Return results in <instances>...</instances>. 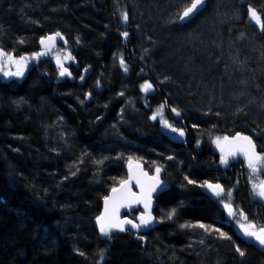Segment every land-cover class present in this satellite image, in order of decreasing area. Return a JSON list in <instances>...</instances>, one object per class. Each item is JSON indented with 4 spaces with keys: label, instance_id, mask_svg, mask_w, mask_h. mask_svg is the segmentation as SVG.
<instances>
[{
    "label": "trees",
    "instance_id": "trees-1",
    "mask_svg": "<svg viewBox=\"0 0 264 264\" xmlns=\"http://www.w3.org/2000/svg\"><path fill=\"white\" fill-rule=\"evenodd\" d=\"M191 1L0 0L2 49L32 54L41 36L59 32L75 60L61 81L52 64L42 63L21 81L0 80V264H257L264 257L251 245L241 256L208 238L218 229L234 240L216 221L221 211L196 188L207 175L200 171L211 157V135L247 132L264 152V0H207L182 21ZM137 69L144 72L139 80ZM144 77L162 98L179 100L183 122L171 102L143 94ZM130 96L139 100L125 114ZM143 98L164 106L186 144L162 135ZM108 125L120 127L121 139ZM105 132L110 136L101 137ZM197 135L204 139L197 142ZM197 144L200 153L193 151ZM166 149L176 150L178 162L167 161ZM134 160L160 166L169 185L155 201L157 226L141 236L99 234L94 219L103 199Z\"/></svg>",
    "mask_w": 264,
    "mask_h": 264
},
{
    "label": "snow or ice",
    "instance_id": "snow-or-ice-1",
    "mask_svg": "<svg viewBox=\"0 0 264 264\" xmlns=\"http://www.w3.org/2000/svg\"><path fill=\"white\" fill-rule=\"evenodd\" d=\"M202 3V0H194V2L191 4L190 7H188L187 9L184 10L183 14H182V18L188 17L190 15V13H192L195 9L198 8V6ZM249 17L256 21L257 23H261V17L257 14V11L253 8H249ZM122 20L126 23L128 21V14L125 12L122 14ZM264 26V25H262ZM122 35L127 38L128 37V32H124L122 33ZM57 38L63 40V36L61 35V33L57 32L53 35H49L46 37H41L39 43L44 46L45 48H47L48 50H51L52 47H55V42L57 40ZM21 43H23V41H20ZM65 43H67V41H64ZM42 55H45L44 52H39L34 54L33 59L38 58ZM0 57H6L7 58V62L9 64H15L17 71L15 72H5L4 75L6 76H22L23 75V71H22V67H21V61H25L26 57L24 56H20L19 59H15V57L13 55H9L3 51H0ZM74 59V57H72L71 53H67V55H65L63 57V60H72ZM56 62H57V66L59 68V76L60 77H64V76H71V72L69 71V69L67 67L64 66L63 61L61 60V58L59 56L56 57ZM120 65L121 67L127 71V65L123 59V57L120 58ZM87 71V70H85ZM81 80H83V76L80 77ZM99 84V82H98ZM153 89V85L150 82H145L144 84L141 85V90L144 91L145 93L151 91ZM121 95H123V93H121ZM90 96V94H89ZM89 97H86V99ZM81 103H83V101H81ZM164 106L161 105V107L159 109H157V112L155 114H153L151 116L152 120H157L158 115H160V113H162ZM172 112L176 113L177 116L180 115V112L176 109V108H172L171 109ZM161 123L163 124L164 127L166 128H171L173 132H178L180 136L184 135V131L182 129H177L172 127L171 124L168 123V121L166 119L161 118ZM219 139L217 138V144L219 146ZM228 138L225 137L224 140H227ZM234 140H243L246 141L247 143L242 145L240 147V151H242L248 161V167L250 169L253 170V172H257L259 171L258 167H257V162L258 161H264V156H261L259 154H257V152L255 151V145L252 142L250 137L247 136H240L239 134H237V137L233 138ZM221 151L223 152V149H221ZM228 155H235L234 151H229ZM169 159H172V157H169ZM103 161H97L96 163H102ZM221 164L227 165L229 163L227 156L222 155L221 156V160H220ZM261 167H264V164L261 165ZM161 171V167L157 166L156 167V176L151 177L150 179L154 180L155 183L152 184L147 192V200L146 201H141L140 199H137L135 202L136 203H144V207H145V213L147 214V219L145 218V215L142 214L140 217H138L139 219V223H134L133 220L130 219H126V220H112L111 218H106L105 216H100L97 218V222L100 225V232L102 235L104 236H110V232L112 229H118L119 231H126L124 225H131L132 228L135 229H140L141 227H147L148 225H150L152 223V221L155 219L154 217L151 216L150 212L148 211L149 207H150V203H151V195L153 192H156L157 189L159 188L161 191H163V186L161 185L158 177H159V173ZM76 173L73 172L72 175H75ZM144 176H147V173H143ZM131 178V177H130ZM185 179H187V177H185ZM189 184L194 183V181L192 180H188ZM121 184L126 185L127 181H121ZM137 184L141 186V188H143V185L140 184V180L137 178ZM201 187H206L208 190H210L213 194V196L218 197V198H222L228 201V203L224 204V208L227 209L229 211V215H237V212L235 209L232 208L231 205V196L232 193L231 191H227L225 192V189L220 185V184H209L207 182H205L204 185H201ZM259 187V191L257 192V186L254 185L253 186V191L256 195H258L261 199H264V181L261 182V184L258 186ZM119 190L117 188H113L112 192L113 193H117ZM132 196H136L135 193H131ZM127 196L122 194L121 199H126ZM113 199V197H105V204H106V212H107V205L109 200ZM176 214V210L172 209L168 215H167V219H172V217ZM240 216H243V212L239 213ZM245 219H247L245 217ZM189 225H182L181 227H188ZM200 228H203L206 232H209L210 229L203 225L200 224L199 225ZM214 231L219 233V236L221 238H227L226 235L222 232H219L218 229H215ZM244 234L248 237H253L254 240L256 242L259 243V245L264 246V227H261L259 229V231H249L247 229H245ZM141 239H143V237H141ZM203 242V241H201ZM237 252H239V254L241 256L244 255V252L240 249L237 248L236 249ZM80 255H83V253H80Z\"/></svg>",
    "mask_w": 264,
    "mask_h": 264
},
{
    "label": "bare ground",
    "instance_id": "bare-ground-1",
    "mask_svg": "<svg viewBox=\"0 0 264 264\" xmlns=\"http://www.w3.org/2000/svg\"><path fill=\"white\" fill-rule=\"evenodd\" d=\"M193 1L194 0H192L191 1V3L187 6V7H185L184 8V10L185 9H187L188 7H190L191 6V4L193 3ZM206 3H207V0H206ZM206 5V4H205ZM180 7H181V5H180ZM184 10L182 11V13H181V15L183 14V12H184ZM182 17V16H181ZM193 18V17H192ZM63 36V35H62ZM41 37H46V35H44V36H41ZM40 37V38H41ZM64 38V37H63ZM61 40V39H60ZM39 41L40 40H38V42H37V47L39 48V49H41L42 50V48H44V47H42L41 45H40V43H39ZM59 41V40H58ZM61 41H64V39L63 40H61ZM81 44V43H80ZM35 50V49H34ZM38 59V58H37ZM43 64V65H45V64H47V63H43V61L42 62H40V64ZM11 68H15V67H11ZM67 68L69 69V71L70 72H72L71 71V66H69V65H67ZM16 69V68H15ZM55 71H56V69H55ZM57 72V71H56ZM67 76V75H66ZM67 77H69V76H67ZM81 77V76H80ZM80 77L78 78V83H80V84H84V80H85V76H83V80H81L80 79ZM61 78V77H60ZM150 82L152 85H153V89L151 90V91H149V92H147V93H145L144 91H143V94L144 95H155V97H154V99L155 100H159V101H161L162 103L163 102H167V101H169V103L172 105L171 106V108H176L178 105L180 106V104H179V100L178 99H176V98H174V97H170V98H168L169 97V95H168V97L167 98H165V97H163L162 98V94L161 93H159V89H157V87L155 86V84H154V82H152V80L151 79H148V78H146V77H144V83L145 82ZM155 93V94H154ZM88 94H90V93H88ZM91 98H93V96H90ZM143 102H145V106H147V107H149V110L152 108V110H151V112H153V114H155L156 112H157V109H159L160 107H161V104L160 103H157V104H155V106H152L151 107V105H149L148 104V100H143ZM166 114L164 113V112H162V113H160V115H158V120H160V122H161V118H163V119H166L167 121H168V123H170V119L169 118H166V116H165ZM148 118H150V116H148ZM180 118H181V120H182V122H183V117L181 116V113H180ZM175 121V120H174ZM130 122V121H129ZM162 125V124H161ZM120 130V127H118V125H115V128H114V130H115V132L117 133L118 131L117 130ZM162 131V130H161ZM106 132H108V131H106ZM103 133V134H100V136L101 137H109L110 136V134H108V133ZM163 132V131H162ZM237 134H239V135H246L247 134V132L246 133H240V132H237V133H235V135H233L232 137H228L227 135H224V136H218V135H216V134H213V135H211L210 137V140H209V144H211V147L213 146V141H215V140H217V138H222L223 137V139H222V144L218 147L219 148V150L221 151V149H223V154L225 155H228V153H229V151L228 150H231L232 149V151H234L235 152V155H231V156H233V157H236V155L238 156H243L244 158H246L245 157V155L243 154V152H241V154H239L240 153V147L242 146V145H244V143H242V142H234L233 140H231V139H229V138H234ZM162 135H164L165 137H167V135H172L173 136V138L174 139H170L172 142H175V143H178L179 142V138H181L182 140H184L185 142H188V139L183 135V136H180L179 134H174V133H170V132H167V133H164L163 132V134ZM225 137H227L228 138V141L227 140H224V138ZM197 138H199L198 140H197V142L198 141H201V140H203L204 138H201L200 139V137L197 135ZM219 139V141H221ZM255 142V141H254ZM255 145L257 146V144H256V142H255ZM238 149H237V148ZM235 148H236V150H235ZM168 152L165 154V155H171V157L174 159V158H176V155H175V153L173 152V151H176V150H172L171 152L169 151V149H166ZM165 150V151H166ZM186 151V153H189L190 154V152H189V150L188 149H186L185 150ZM193 151L194 152H197V150H195V149H193ZM212 152H217L215 149H214V146H213V151ZM212 152H210L211 153V157H208V158H206L207 159V161H205V162H207L206 163V168L205 167H203V171H200V173L201 174H205V172H207V175H203V176H199L198 178V182H197V184H196V188L200 191V193L203 195V196H205L206 197V192H205V189L204 188H206V187H201V185H204L205 184V182H207V183H209V184H220V183H218V182H215V180L213 181V179H212V176L214 175V169H211L212 167H214L213 165H214V163H215V161L213 162V155H212ZM222 152V151H221ZM257 153L260 155V153L258 152V150H257ZM129 154H130V152H129ZM185 155V154H184ZM131 156V155H130ZM180 156H181V154H180ZM228 156H230V155H228ZM168 157H170V156H168ZM182 157V156H181ZM170 161V159H167V161ZM247 160V159H246ZM135 163H139V164H141L142 166H143V169H145V171H146V169H148L149 170V174H156V164H148V166H144V164L141 162V161H139V160H134V161H132V162H130V163H128L127 164V168L130 166V165H132V164H135ZM220 163V158L216 161V164H219ZM163 164H165V165H167V162H164ZM216 169H218V167H215ZM262 168H264V167H262ZM208 169V170H207ZM243 169H245V168H243ZM152 170H154V171H152ZM252 171V169H250V170H240V169H237V171L235 172V178H234V180H233V185H235L236 187L238 186V187H240V188H236V190H233V192L231 191V193H232V196H231V201L232 202H234L235 204H236V206L237 207H239V209H241V210H243V211H245V212H247L248 210L247 209H249L250 208V204H251V202H252V199H254V196L255 197H257L258 195H256L255 193H254V191H253V186L254 185H256L257 186V189H256V191L258 192L259 191V187H258V185L257 184H255V182H254V179L255 178H252V180L250 179V177H252V176H250V174H249V172H251ZM261 172H263L262 174H259L260 173V169H259V171H258V173H257V176L258 177H264V170H262ZM208 173H211L210 175L208 174ZM198 174V173H197ZM126 177H127V175L124 177V180L123 181H125L126 180ZM192 178H194V177H192ZM191 178V179H192ZM158 179H159V177H158ZM202 181V182H201ZM228 181H230V179L228 180ZM252 182V183H251ZM221 185V184H220ZM222 186V185H221ZM115 187V186H114ZM113 187V188H114ZM113 188H111L110 190H112ZM243 189V190H242ZM247 189V190H246ZM170 190V189H169ZM254 193V194H253ZM208 195V194H207ZM259 197V196H258ZM207 198V197H206ZM252 198V199H251ZM152 205L154 206V205H156V203H155V200L153 199V201H152ZM151 205V206H152ZM155 211V210H154ZM153 211V212H154ZM240 212V211H239ZM154 214V213H153ZM223 217H224V214L223 213H220V214H218V220L219 221H226V220H224L223 219ZM203 225H205L206 226V224L205 223H202ZM194 225H196L195 223H194ZM199 225L200 224H198V225H196V226H198L199 227ZM194 227V226H193ZM225 227V230H226V233L227 234H231L232 236H233V238H234V240L232 241L231 239H227V238H221L220 236H219V233L218 232H215L214 230L213 231H210L209 233H207L208 234V238H210V239H215V240H217V239H219L220 241H221V245H225V246H232V249L234 250V252L235 253H237V254H239V252H237L236 251V249L237 248H240L243 252L245 251V247L246 246H248L249 244H246L245 243V241H243V239L241 238V236H238V234L237 233H235V231L233 230V228L230 226V225H226V226H224ZM195 228V227H194ZM194 228H192V229H194ZM203 230V231H202ZM201 232L204 234V232H205V230L203 229V228H201ZM145 232H141V231H138V232H134V234H136V236H141L142 234H144ZM223 233V232H222ZM242 241V244H244V245H241V244H239V241ZM250 246V245H249ZM251 246H253L252 244H251ZM257 251H259L260 253H263V251H261L260 249H258L257 247H255V246H253ZM193 249H194V247H193ZM183 250H185V249H183ZM257 264H264V257H262L261 259H259L258 260V262H257Z\"/></svg>",
    "mask_w": 264,
    "mask_h": 264
},
{
    "label": "flooded vegetation",
    "instance_id": "flooded-vegetation-1",
    "mask_svg": "<svg viewBox=\"0 0 264 264\" xmlns=\"http://www.w3.org/2000/svg\"><path fill=\"white\" fill-rule=\"evenodd\" d=\"M7 53V52H6ZM10 54V53H7ZM19 55H15L16 59L19 58L17 57ZM29 57V55H28ZM26 56V60L30 61V59ZM2 61H7L6 57H1L0 59V63H3ZM71 61V60H70ZM177 125V124H176ZM222 139L223 137L220 139L221 141H219V146L222 144ZM254 139V138H253ZM255 141V139H254ZM257 143V142H256ZM179 144H186V142L184 143H179ZM178 144V145H179ZM213 146L215 150H218V152H212L213 151V146L209 148V152H212L213 155V162L214 163V167H212L211 169H214V175L212 176L213 181L215 180V182H218L222 185V187L225 189V192L227 191H232L236 190L235 185H233V180H234V174L237 171V169L240 170H250V168L248 167V161L246 160V158H244L243 156H237L233 157V156H228L225 154V156H227L229 163L227 165L224 164H216V161L220 158L221 160V156L224 155L223 152H221L219 150V146L217 144V140L213 141ZM200 144H197L196 146H194L193 148L195 150H197L196 153H200ZM258 152L260 153L261 156H264V152L258 150ZM264 164V161H258L257 162V167H259V165ZM215 167H218V169H216ZM245 168V169H243ZM260 169V168H259ZM208 170V169H207ZM253 171V170H252ZM207 173V172H206ZM234 173V174H233ZM258 173V172H257ZM263 172H260L259 174H262ZM209 175L211 173H208ZM230 179V181H228ZM240 188V187H238ZM247 190V189H246ZM254 194V193H253ZM206 197L208 200H210V202L213 203V205L215 206V208H217L219 211H221V213L224 214L223 219L226 220L225 222L223 221H219L218 219H216L217 223H220L221 225H230L233 230L235 231V233L238 234V236H242L245 235L244 231L245 229L249 230V231H259V229L261 227H264V199H261L260 197H255L254 199H252V202L250 204V208L247 209L248 211L245 212L241 209H239V207L236 206V204L234 202L231 201V205L232 208L236 210L237 215H229V211L227 209L224 208V204L228 203L227 200L222 199V198H218L216 197L215 199L211 198L209 195L206 194ZM243 212V216H240L239 213ZM142 214L145 215V218H147V214L145 213V211L143 210L142 206L138 205L135 208H132L131 210H129L127 212V215L131 218H133L136 222H139L138 217H140ZM245 217L247 219H245ZM243 239V238H242ZM244 241V240H243ZM264 254V251L263 253Z\"/></svg>",
    "mask_w": 264,
    "mask_h": 264
},
{
    "label": "water",
    "instance_id": "water-1",
    "mask_svg": "<svg viewBox=\"0 0 264 264\" xmlns=\"http://www.w3.org/2000/svg\"><path fill=\"white\" fill-rule=\"evenodd\" d=\"M205 4H206V0H202V3L198 6V8L195 9L192 13H190V15L188 17L182 18V20L185 21V20H188V19L194 17L198 11H201L205 7ZM58 40H59V38H57L56 42H58ZM42 47H44V46H42ZM240 136H247V137L251 138V136L249 134H246V135H242L241 134ZM235 137H237V135ZM229 139H231V140H233L234 142H237V143L238 142H242L244 144L247 143L246 141L239 140V139H237V140H234L233 138H229ZM251 140H252V138H251ZM227 141H228V139H227ZM254 145H255V143H254ZM236 148H235V150H236ZM228 151H232V149L228 150ZM255 151L257 152L256 145H255ZM241 152L242 151H240L239 154H241ZM143 173H147V176H144ZM151 177H154V176L150 175L147 172V170L145 171V169H143V166L141 164L135 163V164L130 165L127 168V177H126V180H125V181H127V184L126 185L119 184L118 186L114 187V188H117L119 190L117 193H113L112 190H110L107 193L108 195L106 197H113V199L109 200V202H108L107 212H106L105 198L103 199V202H102L103 208L101 210V213L97 216V218L103 215L106 218H111L112 220H117V219L118 220H126V219H129L127 217L124 218V214L131 207L136 206V204H138L135 201L137 199H140L141 201H146L147 200L148 189H149V187L152 184L155 183L154 180L150 179ZM137 178L140 180V184L143 185V188H141V186L137 184ZM159 181H160V183L162 185V181L161 180H159ZM204 189H205V192L210 197H212V198L214 197L215 198V196H213V194H212V192L210 190H208L207 188H204ZM159 191H160V189L158 188L156 192L152 193V195H151V203H150V207H149L148 211H150L152 209V207H153V205H152L153 195L157 194ZM131 193H135L136 196H132ZM122 194L126 195L127 198L126 199H121ZM141 203L144 206V203L143 202H141ZM97 218L94 221V226L97 229V231L100 232V225L97 222ZM124 227H125V229H129V230H131L133 232H138V231H141V230H143L145 228H149L151 226L148 225L147 227H141L140 229H135V228H132L131 225L125 224ZM243 239H244V241L247 244H250V245L252 244L253 246H255L258 249H260L261 251L264 250V246L259 245V243L256 242L253 237H248V236L245 235L243 237Z\"/></svg>",
    "mask_w": 264,
    "mask_h": 264
},
{
    "label": "rangeland",
    "instance_id": "rangeland-1",
    "mask_svg": "<svg viewBox=\"0 0 264 264\" xmlns=\"http://www.w3.org/2000/svg\"><path fill=\"white\" fill-rule=\"evenodd\" d=\"M40 40V39H39ZM10 42V41H9ZM67 46V45H66ZM10 50H12V51H17V50H15V48L13 49V48H10ZM40 50V49H39ZM12 51H10V52H12ZM37 51H38V47H37ZM39 52H44L45 53V55H42V56H40V57H38L39 59H37V58H35V59H33V56L30 58V61H31V63L34 65V66H36V65H39L40 64V62H42L43 61V63H47L46 65H44L45 67H47V66H49V65H51L52 64V66L56 69V71H57V78L58 79H60V81L61 80H64V78H66L67 76H64V77H61L60 78V76H59V68H58V66H57V62H56V57L57 56H59L60 58H61V60L63 61V63H64V66L65 67H67V64H69V62H68V60H63V57L65 56V55H67L66 54V49L65 48H63V46H62V41L59 39V43H56L55 44V47H52L51 48V50H48L47 48H42V50L41 51H38L37 53H39ZM13 53V52H12ZM33 55V54H32ZM3 62V64H2V69H0V78L3 80V81H5V82H7L8 80H17L18 79V77L19 76H6V75H4V73L5 72H8V71H11V72H15L16 71V69L15 68H11L10 66H9V64L7 63V62H5V61H2ZM85 69L86 70H88L89 72L91 71L90 70V66H87V67H85ZM85 69H82L81 71H80V75L81 76H83L84 74H85ZM128 71V70H127ZM130 71V70H129ZM144 72L142 71V70H140V69H137V71H135V78L136 79H140V77H142V74H143ZM142 84H144V83H142ZM97 85H98V81H97ZM96 85V86H97ZM140 88H141V85H140ZM120 91H122V89H120ZM124 94V93H123ZM139 99H136L135 97H132V96H130V97H128V98H126L125 100H124V102H126L125 103V107H124V111H125V114H130V113H132V112H134V110H136V102L138 101ZM143 100H144V98L143 99H141L140 100V103H141V105L142 106H144L145 105V102H143ZM146 108V107H145ZM94 111V110H93ZM96 112V111H95ZM124 114V113H123ZM125 114H124V118H125ZM110 121V120H109ZM111 125H113V122L111 123ZM111 125H108V128L110 129H114V128H112L113 126H111ZM115 131V130H114ZM115 135H118L117 133H115ZM117 138V137H116ZM118 138H120L121 139V136H119L118 135ZM122 141V140H121ZM124 142V141H123ZM217 152H218V150H216ZM169 155H165V157H166V159H169V157H168ZM174 161L176 162L177 160L176 159H174ZM178 162V161H177ZM60 166H61V164H59ZM260 168V172L262 171V170H264V168H262L261 167V165H259V167H258V169ZM93 169V168H92ZM91 169V170H92ZM93 171H96V169L94 168V170ZM258 172V171H257ZM257 172H253V171H251V172H249V174H250V176H252V177H250V179L252 180V178H255L254 179V182H255V184H257L258 186L261 184V182L262 181H264V177L262 176V177H258L257 176ZM97 173V171L95 172V174ZM98 175V174H97ZM252 183V182H251ZM154 213V212H153ZM209 229H210V227H209ZM196 231L194 232V235H196V239H198L199 238V240L201 241H204V243H205V241L207 240H205V237L204 236H202V235H199V234H197V229H195ZM203 231V230H202ZM196 239H194L193 241H194V243L195 242H198Z\"/></svg>",
    "mask_w": 264,
    "mask_h": 264
}]
</instances>
